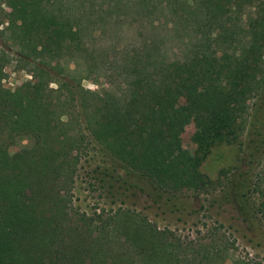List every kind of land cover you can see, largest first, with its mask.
Returning a JSON list of instances; mask_svg holds the SVG:
<instances>
[{
    "label": "trees",
    "instance_id": "1",
    "mask_svg": "<svg viewBox=\"0 0 264 264\" xmlns=\"http://www.w3.org/2000/svg\"><path fill=\"white\" fill-rule=\"evenodd\" d=\"M75 1L3 0L9 28L27 43L16 62L30 80L4 88L9 60L1 52L0 264H224L227 248L212 239L181 241L139 212L120 207L105 219L72 213L70 186L93 143L156 190L207 188L200 166L214 147L238 140L249 102L264 98V0H154L136 19L150 26L148 34L122 51V90L101 93L83 88L76 69L84 64V77H99L106 56L95 38L103 34L96 28L105 23L103 9L93 20L83 1L72 10ZM154 11L163 19L150 18ZM162 25L177 37L189 30L181 57L168 56ZM212 80L205 103L192 95ZM175 99L194 115L198 138L194 155L172 159ZM14 139L28 144L10 163L4 146ZM254 187L255 213L264 220V179Z\"/></svg>",
    "mask_w": 264,
    "mask_h": 264
},
{
    "label": "rangeland",
    "instance_id": "2",
    "mask_svg": "<svg viewBox=\"0 0 264 264\" xmlns=\"http://www.w3.org/2000/svg\"><path fill=\"white\" fill-rule=\"evenodd\" d=\"M81 1L85 2L88 15L99 6L103 9L101 15L105 23L96 25L103 34L95 41L106 58L99 77L95 74L84 77L87 74L85 66L79 65L76 72L79 77L83 76L80 84L96 93L104 90L120 92L123 88L119 68L122 51H131L139 44L142 38L139 33L148 34L150 26L136 19L150 12L154 0H76L71 5L73 11L81 8ZM9 11L0 0V54L3 52L9 60L4 68L2 85L15 90L30 80V75L16 62L17 53L26 51L27 43L19 41L14 28H9ZM163 15L154 11L150 18L156 22L162 20ZM112 16L117 20L110 22ZM96 19L93 14V20ZM159 29L160 36L167 40L168 56L181 57L180 50L184 48L183 44H187L189 30L184 29L179 35L182 38H179L166 32L163 25ZM68 68L73 70V64H68ZM216 82H208L192 95L205 103ZM51 87L55 88V85ZM173 109L177 117L169 136L171 158L194 155L198 138L196 119L185 111L184 99H175ZM243 124V131L235 143L214 147L200 166L201 173L210 180L201 192L156 190L149 180L128 170L92 143L79 158L68 206L72 213H84L92 218L101 214V219L117 208L130 209L146 216L158 229H167L181 241L208 242L212 239L217 246L227 248L224 264L240 260L264 264V220L255 213L259 198L254 190V185L261 184L264 179V98L249 102ZM27 144L23 139L7 141L4 146L7 160L14 163L23 157Z\"/></svg>",
    "mask_w": 264,
    "mask_h": 264
}]
</instances>
